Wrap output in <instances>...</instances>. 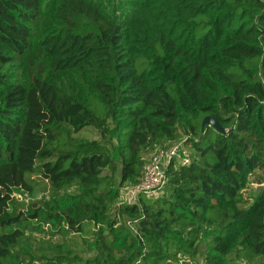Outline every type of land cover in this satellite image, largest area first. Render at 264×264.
Returning a JSON list of instances; mask_svg holds the SVG:
<instances>
[{
  "label": "trees",
  "instance_id": "16d2710c",
  "mask_svg": "<svg viewBox=\"0 0 264 264\" xmlns=\"http://www.w3.org/2000/svg\"><path fill=\"white\" fill-rule=\"evenodd\" d=\"M179 260L264 264V0H0V264Z\"/></svg>",
  "mask_w": 264,
  "mask_h": 264
},
{
  "label": "built area",
  "instance_id": "2783aa9c",
  "mask_svg": "<svg viewBox=\"0 0 264 264\" xmlns=\"http://www.w3.org/2000/svg\"><path fill=\"white\" fill-rule=\"evenodd\" d=\"M175 162L178 165H189L191 159L183 143H174L169 147L157 148L146 163L140 180L125 190L126 201H137L139 194L157 196L163 192L167 183V168ZM181 264V260H179Z\"/></svg>",
  "mask_w": 264,
  "mask_h": 264
},
{
  "label": "water",
  "instance_id": "95a60500",
  "mask_svg": "<svg viewBox=\"0 0 264 264\" xmlns=\"http://www.w3.org/2000/svg\"><path fill=\"white\" fill-rule=\"evenodd\" d=\"M206 125L213 126L221 132H226V130L222 126H220V124L214 118L210 116H206L203 120L202 126L205 127Z\"/></svg>",
  "mask_w": 264,
  "mask_h": 264
},
{
  "label": "rangeland",
  "instance_id": "374dc122",
  "mask_svg": "<svg viewBox=\"0 0 264 264\" xmlns=\"http://www.w3.org/2000/svg\"><path fill=\"white\" fill-rule=\"evenodd\" d=\"M151 155H152V154H151ZM151 155L148 156L147 161L150 159ZM130 185H131L130 183H127V184H125V185L123 186V188H122V191H121V199H120L122 202H125V201H126L125 190L128 189L129 187H131ZM35 197L39 198V197H42V195L39 194V193H37L36 195H34V197L29 195V196H28V199H29V200H32V199L35 198ZM203 247H204V245H203Z\"/></svg>",
  "mask_w": 264,
  "mask_h": 264
}]
</instances>
